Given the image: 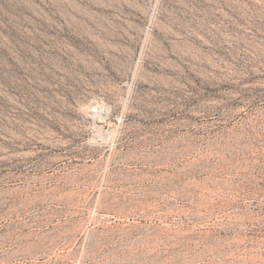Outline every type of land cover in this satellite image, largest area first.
<instances>
[{"label": "rangeland", "instance_id": "rangeland-1", "mask_svg": "<svg viewBox=\"0 0 264 264\" xmlns=\"http://www.w3.org/2000/svg\"><path fill=\"white\" fill-rule=\"evenodd\" d=\"M0 264H264V0H0Z\"/></svg>", "mask_w": 264, "mask_h": 264}, {"label": "bare ground", "instance_id": "bare-ground-1", "mask_svg": "<svg viewBox=\"0 0 264 264\" xmlns=\"http://www.w3.org/2000/svg\"><path fill=\"white\" fill-rule=\"evenodd\" d=\"M25 154V153H24ZM37 155V153L36 152H32V153H26L25 155H23V156H25V158L27 157H30L31 159L33 158V157H35ZM28 160V159H27ZM17 165V164H16ZM46 172V171H45ZM12 178V177H11ZM45 178H47V177H45ZM22 177L21 176H17L16 178H15V181H18L17 183H16V187H15V189L16 190H22V192L24 191V189H25V187H22L21 185H20V183L22 182ZM49 179V178H48ZM112 179V178H111ZM43 183V182H42ZM30 189H28V191H29ZM36 198V197H35ZM34 199V198H33ZM130 200V199H129ZM33 203V202H32ZM31 203V204H32ZM135 204V203H134ZM109 215V214H108ZM165 233V232H164ZM185 233V232H184Z\"/></svg>", "mask_w": 264, "mask_h": 264}]
</instances>
